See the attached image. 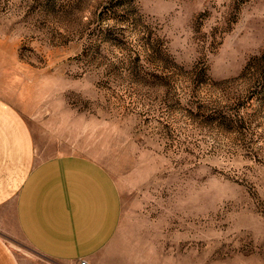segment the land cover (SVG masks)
I'll return each instance as SVG.
<instances>
[{
    "label": "rangeland",
    "instance_id": "1",
    "mask_svg": "<svg viewBox=\"0 0 264 264\" xmlns=\"http://www.w3.org/2000/svg\"><path fill=\"white\" fill-rule=\"evenodd\" d=\"M0 70L38 161L114 177L121 264H264V0H0Z\"/></svg>",
    "mask_w": 264,
    "mask_h": 264
},
{
    "label": "crops",
    "instance_id": "2",
    "mask_svg": "<svg viewBox=\"0 0 264 264\" xmlns=\"http://www.w3.org/2000/svg\"><path fill=\"white\" fill-rule=\"evenodd\" d=\"M0 77V210L13 208L24 239L55 264H121L114 251H106L122 218L114 177L84 155L38 161L29 120L21 103L10 99V82ZM5 222L4 214L0 264H42L17 254Z\"/></svg>",
    "mask_w": 264,
    "mask_h": 264
},
{
    "label": "built area",
    "instance_id": "3",
    "mask_svg": "<svg viewBox=\"0 0 264 264\" xmlns=\"http://www.w3.org/2000/svg\"><path fill=\"white\" fill-rule=\"evenodd\" d=\"M81 264H90L87 260H82Z\"/></svg>",
    "mask_w": 264,
    "mask_h": 264
}]
</instances>
